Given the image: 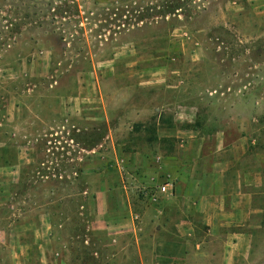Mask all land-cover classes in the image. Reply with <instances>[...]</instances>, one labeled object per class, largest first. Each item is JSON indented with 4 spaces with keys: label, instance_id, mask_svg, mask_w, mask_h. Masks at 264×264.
I'll use <instances>...</instances> for the list:
<instances>
[{
    "label": "rangeland",
    "instance_id": "1",
    "mask_svg": "<svg viewBox=\"0 0 264 264\" xmlns=\"http://www.w3.org/2000/svg\"><path fill=\"white\" fill-rule=\"evenodd\" d=\"M180 106L207 133L247 125L264 162V0H0V264H152L94 201ZM254 232L264 264V212ZM209 242L197 264L221 259Z\"/></svg>",
    "mask_w": 264,
    "mask_h": 264
},
{
    "label": "crops",
    "instance_id": "2",
    "mask_svg": "<svg viewBox=\"0 0 264 264\" xmlns=\"http://www.w3.org/2000/svg\"><path fill=\"white\" fill-rule=\"evenodd\" d=\"M178 108L174 122L180 127L170 128L160 114L148 145L119 151L109 172L115 175L103 179L96 193L93 225L108 237H131L141 256L150 241L152 264H197L193 256L215 254L210 240L222 242L216 264H251L254 219L264 212V162L254 164L247 125L227 121L236 130L207 133L197 120L182 119L190 117L187 107Z\"/></svg>",
    "mask_w": 264,
    "mask_h": 264
},
{
    "label": "built area",
    "instance_id": "3",
    "mask_svg": "<svg viewBox=\"0 0 264 264\" xmlns=\"http://www.w3.org/2000/svg\"><path fill=\"white\" fill-rule=\"evenodd\" d=\"M162 192H166V187L161 188Z\"/></svg>",
    "mask_w": 264,
    "mask_h": 264
}]
</instances>
